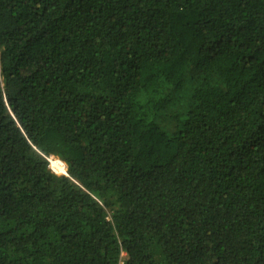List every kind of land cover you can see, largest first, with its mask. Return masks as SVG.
<instances>
[{
  "label": "trees",
  "instance_id": "16d2710c",
  "mask_svg": "<svg viewBox=\"0 0 264 264\" xmlns=\"http://www.w3.org/2000/svg\"><path fill=\"white\" fill-rule=\"evenodd\" d=\"M0 264H264V0H0Z\"/></svg>",
  "mask_w": 264,
  "mask_h": 264
},
{
  "label": "rangeland",
  "instance_id": "374dc122",
  "mask_svg": "<svg viewBox=\"0 0 264 264\" xmlns=\"http://www.w3.org/2000/svg\"><path fill=\"white\" fill-rule=\"evenodd\" d=\"M54 158L55 157H53V156H48L46 158V160L48 161V167H49L50 171L53 172V173H55V174H57V175H65L66 174V172H65L66 171V167H65V169L57 170L56 169V166L58 165L59 161L56 160V159H54Z\"/></svg>",
  "mask_w": 264,
  "mask_h": 264
},
{
  "label": "bare ground",
  "instance_id": "6f19581e",
  "mask_svg": "<svg viewBox=\"0 0 264 264\" xmlns=\"http://www.w3.org/2000/svg\"><path fill=\"white\" fill-rule=\"evenodd\" d=\"M54 159H56V160H58L59 161V163H58V165L56 166V169L57 170H62V169H65V163L64 162H61L59 159H57L56 157L54 158Z\"/></svg>",
  "mask_w": 264,
  "mask_h": 264
},
{
  "label": "built area",
  "instance_id": "2783aa9c",
  "mask_svg": "<svg viewBox=\"0 0 264 264\" xmlns=\"http://www.w3.org/2000/svg\"><path fill=\"white\" fill-rule=\"evenodd\" d=\"M121 256H123V254H121Z\"/></svg>",
  "mask_w": 264,
  "mask_h": 264
}]
</instances>
